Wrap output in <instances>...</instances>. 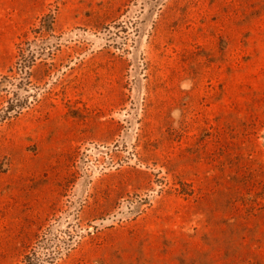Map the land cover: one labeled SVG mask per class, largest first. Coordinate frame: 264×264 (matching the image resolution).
I'll return each instance as SVG.
<instances>
[{
  "label": "rangeland",
  "instance_id": "1",
  "mask_svg": "<svg viewBox=\"0 0 264 264\" xmlns=\"http://www.w3.org/2000/svg\"><path fill=\"white\" fill-rule=\"evenodd\" d=\"M30 44L0 264H264V0H0V81Z\"/></svg>",
  "mask_w": 264,
  "mask_h": 264
},
{
  "label": "trees",
  "instance_id": "2",
  "mask_svg": "<svg viewBox=\"0 0 264 264\" xmlns=\"http://www.w3.org/2000/svg\"><path fill=\"white\" fill-rule=\"evenodd\" d=\"M31 50L32 44L25 48V50L21 53L22 57L17 62L18 70L21 76L23 75L22 78L17 83H15V81L10 77H3V79L0 81V92H7L9 96H11L10 93H13V96L7 100L6 108L3 109V111L0 113V117H2L3 119L10 117L12 113H19L22 108H24L26 105H29L28 97L21 98L18 94V91L16 90V86L22 87V85L27 84L26 81L28 80L29 74L28 69L33 64L34 59H32V57L27 56L26 51L30 53ZM14 85L15 87H13ZM44 246L46 248L45 243L38 246L40 252L41 248H43ZM39 258L40 256L38 255V252L35 249L30 255L26 257V264H36Z\"/></svg>",
  "mask_w": 264,
  "mask_h": 264
}]
</instances>
